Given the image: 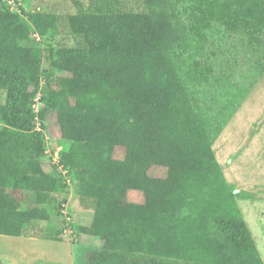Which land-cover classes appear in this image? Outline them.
<instances>
[{
  "label": "trees",
  "instance_id": "obj_1",
  "mask_svg": "<svg viewBox=\"0 0 264 264\" xmlns=\"http://www.w3.org/2000/svg\"><path fill=\"white\" fill-rule=\"evenodd\" d=\"M9 1L0 0V236H26L69 193L43 167L36 128L54 113V164L95 202L89 224L73 228L99 247L76 264H264L213 149L264 64L252 65L246 88L203 56L232 36L258 52L264 0H142L141 12L122 0H71L67 29L81 44L48 47L53 73L41 87L38 41L57 38L62 17ZM12 191L33 193L35 204L20 208Z\"/></svg>",
  "mask_w": 264,
  "mask_h": 264
},
{
  "label": "rangeland",
  "instance_id": "obj_2",
  "mask_svg": "<svg viewBox=\"0 0 264 264\" xmlns=\"http://www.w3.org/2000/svg\"><path fill=\"white\" fill-rule=\"evenodd\" d=\"M78 1L86 6L89 0ZM9 4L14 9H17L19 5L28 13L39 11L62 17L60 35L54 39L38 41L44 50L41 87L45 76L53 73L48 62V47L57 42L65 47L81 44L80 39L69 33L66 24V17L74 14L76 9L71 0H16V2L9 1ZM119 6L121 9L135 12L146 10L142 0H122ZM203 56L208 57L218 71H228L233 79L238 78L241 84L245 82L247 88V79L251 81L255 75L249 73L253 71L252 65L264 64V46L258 52L252 51L246 44H241L239 37L232 36L221 44H209ZM38 99L39 94L33 105L35 112L41 108ZM244 101H248L246 105H242L246 108L242 113L239 112L232 117L233 120L228 122L214 141L213 149L225 177L230 179L236 173L244 179L251 176L249 187L246 184H240L238 180L231 179L230 183L234 188L243 190L235 201L264 260V76L255 83ZM4 102L5 94L0 91V103ZM45 125L44 130H40L39 126L36 128L43 134L44 170L55 172L59 178H62L65 185L69 184V193L60 195L56 206L50 208L49 220L36 223L28 230L26 236L20 238L0 236V264H76V257L80 256L84 250L99 247L97 241L79 236L73 228V225L89 224L95 202L92 199L80 197L77 183L62 174V170L54 164L62 149L60 130L54 113L47 114ZM115 155L119 158L122 153L118 150ZM233 155L235 158H232ZM162 173L159 169L151 172L152 175ZM254 187L258 191L251 189ZM10 194L20 208L35 204L33 193L12 191ZM125 194L132 201L142 202L144 199L140 192L127 191ZM64 196L67 198L65 204L62 202Z\"/></svg>",
  "mask_w": 264,
  "mask_h": 264
},
{
  "label": "crops",
  "instance_id": "obj_3",
  "mask_svg": "<svg viewBox=\"0 0 264 264\" xmlns=\"http://www.w3.org/2000/svg\"><path fill=\"white\" fill-rule=\"evenodd\" d=\"M262 76H264V75H262ZM249 94H250V93H249ZM249 94H248V95H249ZM245 100H246V98H245ZM247 102H248V101H247ZM247 102L244 101V103H242V105H243V104L246 105ZM242 105L239 107L238 111L234 114V116H236L239 112L242 113L243 110L246 108V107H243ZM234 116H233V117H234ZM232 120H233V119H232ZM216 158H217V157H216ZM232 158H235L234 155L232 156ZM244 159H245V158H244ZM233 162L236 163V162H235V159H233ZM219 164H220V163H219ZM234 166H235V165H234ZM245 166H246V165H245ZM228 177H229V176H228ZM250 177H251V176H250ZM250 177H245V178L248 179V180H247V179L241 178V176H240L239 174L236 173V175H234V176H233L232 178H230V179L227 178V177H225V178H227V179H226V180H228L227 182L229 183V185L231 186V188L233 189V191H234V193L236 194V197H237V196H239V194L241 195V193L243 192V190H242V189L234 188V187L231 185L232 183H230L231 179H232V181H234V180H238L240 184H243V185L246 184L247 187H249ZM257 183H258V182H257ZM255 184H256V183H255ZM260 185H261V184H260ZM251 189H255V190H256L257 188L254 187V188H251ZM256 191H258V190H256ZM235 199H236V198H235ZM244 221H245V220H244ZM245 223H246V222H245ZM247 226H248V225H247ZM248 228H249V227H248ZM249 230H250V228H249ZM250 233H251V232H250ZM251 235H252V234H251ZM252 237H253V236H252ZM253 239H254V238H253ZM254 242H255V241H254ZM256 247H257V246H256ZM257 250H258V249H257ZM258 252H259V251H258ZM260 257H261V255H260ZM261 259H262V261L264 262V260H263L262 257H261Z\"/></svg>",
  "mask_w": 264,
  "mask_h": 264
},
{
  "label": "built area",
  "instance_id": "obj_4",
  "mask_svg": "<svg viewBox=\"0 0 264 264\" xmlns=\"http://www.w3.org/2000/svg\"><path fill=\"white\" fill-rule=\"evenodd\" d=\"M55 161H57V159Z\"/></svg>",
  "mask_w": 264,
  "mask_h": 264
}]
</instances>
